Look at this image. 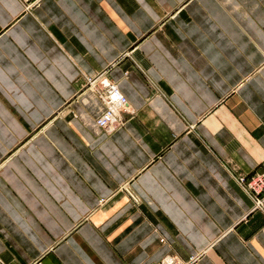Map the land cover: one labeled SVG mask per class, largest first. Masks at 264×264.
Returning <instances> with one entry per match:
<instances>
[{
	"label": "crops",
	"instance_id": "crops-1",
	"mask_svg": "<svg viewBox=\"0 0 264 264\" xmlns=\"http://www.w3.org/2000/svg\"><path fill=\"white\" fill-rule=\"evenodd\" d=\"M263 170L264 0H0V264H264Z\"/></svg>",
	"mask_w": 264,
	"mask_h": 264
},
{
	"label": "rangeland",
	"instance_id": "rangeland-1",
	"mask_svg": "<svg viewBox=\"0 0 264 264\" xmlns=\"http://www.w3.org/2000/svg\"><path fill=\"white\" fill-rule=\"evenodd\" d=\"M40 1L41 0H37L36 2H40ZM31 3H34V0L27 1V4H31ZM103 82H104V80L99 82V81H97V78H95V79L90 80V82L87 85L89 87H95L96 86V91L98 92V94L101 96L102 99H103L102 93H104V87H105ZM103 101H104V99H103ZM120 111L125 112L124 110H120ZM98 118H99V116L97 117V119ZM101 128L108 129L109 127L108 128L101 127ZM263 172H264V170L261 171V172H259V171L258 172H254L249 177H245V176L243 177L242 176V177L239 178V182L250 192L251 198L254 201V205L256 207H259L260 205L264 206V183L261 182V181L256 180L259 175L263 174ZM164 259L165 258H163L160 262L154 263V264H162V261ZM175 261H176L175 264H179V263L187 264L186 262L185 263L184 262H179L178 260H175Z\"/></svg>",
	"mask_w": 264,
	"mask_h": 264
},
{
	"label": "built area",
	"instance_id": "built-area-1",
	"mask_svg": "<svg viewBox=\"0 0 264 264\" xmlns=\"http://www.w3.org/2000/svg\"><path fill=\"white\" fill-rule=\"evenodd\" d=\"M27 1H30V0H24V2H27ZM35 1L37 0H34V2ZM103 83L105 87H104V93H102V95H103L104 103L107 107L104 110V112L99 116V118L96 120V123L100 127L108 128L114 120L115 110L119 109V110L126 111L127 107H122L126 102V98L120 92H118L117 87L113 84L107 83L105 80ZM112 96L115 97V99L119 100L121 103L115 104L112 101ZM114 105H117L118 107L114 109L113 108ZM256 180L264 183V172L262 175H259ZM175 262L176 261L173 260L171 264H175Z\"/></svg>",
	"mask_w": 264,
	"mask_h": 264
},
{
	"label": "bare ground",
	"instance_id": "bare-ground-1",
	"mask_svg": "<svg viewBox=\"0 0 264 264\" xmlns=\"http://www.w3.org/2000/svg\"><path fill=\"white\" fill-rule=\"evenodd\" d=\"M111 84V83H110ZM113 85H115V84H113ZM116 86V85H115ZM117 87V86H116ZM118 89V88H117ZM118 92H120V90L118 89ZM121 93V92H120ZM122 94V93H121ZM123 95V94H122ZM124 96V95H123ZM125 97V96H124ZM126 98V97H125ZM112 101L115 103V104H120L121 102L119 101V100H117V99H115V97H113L112 96ZM114 107H118L117 105H114L113 106V108ZM122 107H128V102H127V99H126V102H125V104L122 106ZM173 258H171V257H166L163 261H162V263L163 264H171L172 262H173ZM179 264H181V263H179Z\"/></svg>",
	"mask_w": 264,
	"mask_h": 264
}]
</instances>
